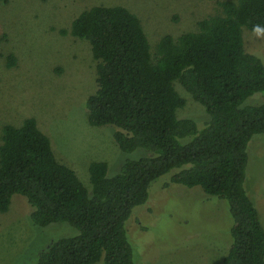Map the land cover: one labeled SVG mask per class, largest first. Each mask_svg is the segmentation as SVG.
<instances>
[{
  "label": "trees",
  "instance_id": "trees-1",
  "mask_svg": "<svg viewBox=\"0 0 264 264\" xmlns=\"http://www.w3.org/2000/svg\"><path fill=\"white\" fill-rule=\"evenodd\" d=\"M218 6L195 32L165 35L153 52L140 20L121 6L91 7L61 31L87 42L95 61L88 125L111 126L118 150L132 158L124 157L113 176L106 163H90L87 188L56 159L33 118L3 126L0 213L20 195L31 207L32 225L64 223L78 232L53 240L26 264H136L126 222L147 202L152 182L173 169L179 171L164 188L199 187L227 205L230 240L220 264H264V228L244 188L248 143L264 134V98L247 100L264 93V65L242 40L243 28L264 26V0ZM176 85L203 107L202 127L177 117L185 100Z\"/></svg>",
  "mask_w": 264,
  "mask_h": 264
},
{
  "label": "rangeland",
  "instance_id": "rangeland-1",
  "mask_svg": "<svg viewBox=\"0 0 264 264\" xmlns=\"http://www.w3.org/2000/svg\"><path fill=\"white\" fill-rule=\"evenodd\" d=\"M222 1L7 0L0 3V137L3 126L17 127L24 119L33 118L48 137L56 159L71 168L87 188L90 187L88 166L92 162L106 163L107 176H113L125 157L113 140L114 129L91 127L87 122L85 101L96 91L95 61L90 46L61 31L69 30L71 22L91 7L121 6L140 20L153 52L165 35L176 38L195 32L197 22L215 14ZM242 40L244 50L259 57L264 65V36L256 37L243 28ZM175 89L185 100L184 107L177 110V117L192 119L202 127L208 121L203 107L179 85ZM263 98L264 93H256L247 101L258 104ZM247 154L244 188L264 228V134L251 139ZM177 171L173 169L152 182L147 202L136 207L126 222L135 263L220 264L230 240L227 205L205 195L199 187L164 188V183ZM30 212L25 198L14 195L8 211L0 213V264L32 262L53 240L78 233L64 223L36 227L30 221Z\"/></svg>",
  "mask_w": 264,
  "mask_h": 264
},
{
  "label": "clouds",
  "instance_id": "clouds-1",
  "mask_svg": "<svg viewBox=\"0 0 264 264\" xmlns=\"http://www.w3.org/2000/svg\"><path fill=\"white\" fill-rule=\"evenodd\" d=\"M252 32L256 37L264 36V26L255 24L253 25Z\"/></svg>",
  "mask_w": 264,
  "mask_h": 264
}]
</instances>
